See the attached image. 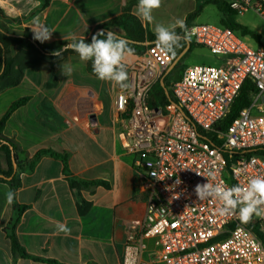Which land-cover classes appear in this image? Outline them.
Here are the masks:
<instances>
[{
    "label": "built area",
    "instance_id": "obj_1",
    "mask_svg": "<svg viewBox=\"0 0 264 264\" xmlns=\"http://www.w3.org/2000/svg\"><path fill=\"white\" fill-rule=\"evenodd\" d=\"M250 2L232 0L231 7L243 14ZM255 9L264 19V0ZM187 35L225 58L219 65L186 67L170 85L174 102L148 104L171 63L155 44L129 58V87L117 86L115 109L126 114V150L148 199L141 233L126 245L122 264H264V245L241 223L238 210L221 215L219 201L198 200L194 192L207 180L246 187L264 176V46L219 23H193ZM248 79L256 94L223 128ZM253 217L264 232V217Z\"/></svg>",
    "mask_w": 264,
    "mask_h": 264
},
{
    "label": "crops",
    "instance_id": "obj_2",
    "mask_svg": "<svg viewBox=\"0 0 264 264\" xmlns=\"http://www.w3.org/2000/svg\"><path fill=\"white\" fill-rule=\"evenodd\" d=\"M127 1L135 2V14L138 0H50L44 9L41 0H0V8L9 18L28 17L22 19V25L32 34L33 18L38 16L55 30L44 42L48 44L67 41L64 37L69 35L88 39L98 26L119 15ZM164 1L168 8L161 4L152 13L160 21L143 22L153 32L157 24H171L175 3L181 0ZM259 3L251 0L250 7ZM34 11L36 14L30 16ZM64 62H82L89 90L81 93L73 84L79 74L61 76L59 68ZM46 64L47 76L41 68H25L20 84L8 89L23 88V92L3 104L0 119L13 102L24 97L28 101L9 117L2 135L16 146L22 162L42 149L66 154L68 172L60 158L43 155L33 169L20 172L21 186L11 205L6 193L12 190L8 183L0 182V264H50L14 258L5 228L16 214L15 204L29 206L16 229L28 254L63 264H122L126 245L141 233L148 199L133 157L126 150V114L115 109L117 86L88 73L86 63L76 55L53 66ZM53 74L57 85L47 90L45 85ZM79 93H87L83 105H79ZM3 97L4 93L0 102ZM0 167L5 172L10 169L4 151H0ZM71 179L97 184L74 188ZM57 222L71 229L70 234L59 232Z\"/></svg>",
    "mask_w": 264,
    "mask_h": 264
},
{
    "label": "trees",
    "instance_id": "obj_3",
    "mask_svg": "<svg viewBox=\"0 0 264 264\" xmlns=\"http://www.w3.org/2000/svg\"><path fill=\"white\" fill-rule=\"evenodd\" d=\"M42 5L41 9L49 6L50 0H41ZM199 5L188 15L185 19V24L187 29L194 23V20L200 15L201 11L204 7L208 5H215L219 11V19H217L218 23L224 27H227L241 36L249 37L252 41L257 45L264 46V41L259 34L255 33L249 27L239 23L236 19L237 12L231 7V0H196ZM135 2L127 1L123 6L122 11L119 15L111 18L110 20L104 22L98 29H102L107 33L108 31L115 32L119 37L125 39L129 46L135 50V54H143L147 50V48L151 45H154L153 41L155 40V32L151 31L147 26L143 24V22L137 18V16L133 13V7ZM36 11L32 12L30 16H34ZM0 15L11 23H18L20 18H9L4 14V11L0 8ZM28 19V17L24 18ZM176 32L181 36H184V31H182L179 27H177ZM95 33V32H94ZM90 36L88 39H85L86 42H91ZM103 39L104 37H100ZM68 43V41H54L52 43H41L37 40L33 39V34L30 31H27L23 34L17 33H5L0 29V81H4V87L10 88L20 84L23 78V73L25 68H33L38 69V65L33 60V56H38L44 59L51 66L56 65L66 59L69 56H78V54L72 50L64 51L61 53V56L53 55V52L58 49H63V47ZM182 47L176 49L177 55L175 57L171 56L172 63L182 54V52L189 46L188 51L180 58L179 62L174 65V67L170 71H166L161 78H163V83H161V78L154 84L150 93L148 104L151 107L155 106H166L172 102H174V97L172 91L170 89V85L181 78V70L182 64L181 61L188 56L191 51L197 47L196 44L189 38L187 40L181 41ZM16 45L21 49V53L16 57L12 58L11 54V46ZM86 63V71L93 76H96L92 71V62L87 61ZM17 72L18 76L13 77L12 73ZM175 79L176 81L172 82ZM56 76L53 74V79L50 82H47L45 85V89L50 90L56 87ZM256 94V87L252 80L248 79L240 93V96L236 100L234 104L233 111L228 119L224 122L223 128L228 125V123L238 114V112L247 107L254 95ZM28 101L27 97L21 98L12 103L6 113L0 119V151H4L8 157L10 169L5 172L0 167V182L8 183L12 192H16L17 189L20 188L21 182L19 178L20 172L24 170H31L36 165L37 161L43 155H51L53 157L60 158L64 165L65 170L68 172L67 166V155L58 153L51 149H42L38 151L32 159L26 160L22 162L19 159V155L16 152V146L5 139L2 135V132L7 124L9 117L21 106H23ZM208 140L212 144H216L215 139L208 137ZM12 154H14V158L17 164V171L14 172L13 162H12ZM227 162L230 165L232 159L229 158L228 155ZM83 184V186H89V184H97L96 182H81L76 179H71V185L75 188L77 185ZM15 208V216L9 221L5 231L8 237L11 240V249L14 258H30L36 261H44L50 264H63L53 259H43L39 257L32 256L27 253L24 247L20 244L16 229L20 222L21 216L25 210L29 208L27 205H14ZM250 231H252L259 240L264 245V232L259 230L257 220L252 217V219L243 223Z\"/></svg>",
    "mask_w": 264,
    "mask_h": 264
},
{
    "label": "clouds",
    "instance_id": "obj_4",
    "mask_svg": "<svg viewBox=\"0 0 264 264\" xmlns=\"http://www.w3.org/2000/svg\"><path fill=\"white\" fill-rule=\"evenodd\" d=\"M161 4L162 0H138L135 15L142 22L152 23L153 10L158 9ZM32 25L33 39L41 43L49 41L52 33L55 32L43 24L38 16L33 18ZM177 27L184 31V36L176 32ZM187 38L185 21L177 19L169 26L157 24L153 43L166 57L168 54L175 57L176 49L182 47L181 41ZM64 39L68 43L63 49L54 51L53 55L61 56L62 52L72 50L78 54L81 61L92 62V71L99 80L111 82L114 87L119 86L121 89L129 87L126 83L128 80L127 62L135 54V50L125 39L113 31L107 33L100 31L93 34L90 43L86 42L85 38H77L75 35H69ZM62 71L65 75H70L73 68L65 64L62 66ZM213 175L214 173H209V176ZM177 183L180 181L177 180ZM194 192L198 200L219 201L222 205L219 209L221 215L237 213L238 210V218L243 223L249 222L253 215L264 217V176L251 178L246 187L240 185L226 187L221 183L213 184L207 180L206 183L196 184ZM15 195L12 191L6 193V201L9 205L13 203ZM57 229L65 235L71 232V229L59 222H57Z\"/></svg>",
    "mask_w": 264,
    "mask_h": 264
},
{
    "label": "rangeland",
    "instance_id": "obj_5",
    "mask_svg": "<svg viewBox=\"0 0 264 264\" xmlns=\"http://www.w3.org/2000/svg\"><path fill=\"white\" fill-rule=\"evenodd\" d=\"M162 5L164 6V9L168 8V3L162 2ZM161 5V7H162ZM199 3H197L196 0H181L175 3V9L173 11V17L170 18V23L173 24L177 19H182L185 21L186 16L188 13L192 12ZM154 9L153 11H155ZM237 12V11H236ZM16 19V18H13ZM22 19L20 18L21 21H19L17 24L16 23H11L4 19L0 15V29L5 32V33H17V34H23L26 33L27 31H30L27 29L26 26L22 25ZM160 18L154 19L153 21H160ZM217 19H219V11L218 8L215 5H208L204 7V9L201 11L200 15L194 20V23L200 24V23H206V24H216L218 23ZM236 19L239 23L249 27L252 29L255 33L259 34L262 38V41H264V19L257 13L256 9L252 6L249 7L247 11H245L243 14H239L237 12ZM147 23V22H146ZM148 24V23H147ZM170 24V25H171ZM26 25V24H25ZM148 26V25H147ZM10 56L12 58L16 57L21 53V49L16 46L12 45L10 48ZM225 57L223 56H218L212 54L206 47L199 46L197 48H194L191 53L186 56L180 64H182V70L181 74L183 73L184 69L188 66H194V65H199V64H212V65H219L221 64V61ZM33 62L38 65V68L43 69L45 75L47 76V64L46 61L38 56H33L32 58ZM179 62V61H178ZM177 62V63H178ZM66 62L60 64V70L59 72L61 73V76H70V75H65L62 71V66L65 65ZM68 65V64H66ZM176 65V64H175ZM73 68L72 73L76 76L79 74L80 76H77V79L73 84L77 85L79 90L82 89H88L89 87L86 85V82L84 78L87 76L86 73H83V64L82 62L79 63H73L69 65ZM13 77L18 76V73L15 71L12 73ZM10 88H5L4 87V81H0V95L4 93V97L2 98L0 102V109H3L5 105V102L10 99H15L17 96L21 95L23 92V88H18V89H11L10 91L8 90ZM7 90L9 91L8 94L6 93ZM84 92V91H83ZM89 92V91H88ZM6 93V94H5ZM79 93L78 98L79 101H82L79 103V105H83L84 101L87 100L86 94H81ZM86 97V98H85ZM82 99V100H81ZM87 103V102H85Z\"/></svg>",
    "mask_w": 264,
    "mask_h": 264
},
{
    "label": "water",
    "instance_id": "obj_6",
    "mask_svg": "<svg viewBox=\"0 0 264 264\" xmlns=\"http://www.w3.org/2000/svg\"><path fill=\"white\" fill-rule=\"evenodd\" d=\"M102 29H98L95 31L94 34H97L98 32H100ZM188 48L189 46L182 52V54L172 63V65L167 69V71H170L174 65L180 60V58L188 51ZM163 78H161V83H163ZM12 162H13V168H14V171L16 172L17 170V164H16V161H15V158H14V154H12Z\"/></svg>",
    "mask_w": 264,
    "mask_h": 264
}]
</instances>
